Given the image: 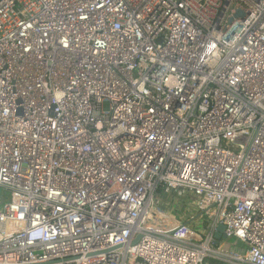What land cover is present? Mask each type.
Returning <instances> with one entry per match:
<instances>
[{
	"label": "built area",
	"instance_id": "built-area-1",
	"mask_svg": "<svg viewBox=\"0 0 264 264\" xmlns=\"http://www.w3.org/2000/svg\"><path fill=\"white\" fill-rule=\"evenodd\" d=\"M206 261L264 264V0H0V264Z\"/></svg>",
	"mask_w": 264,
	"mask_h": 264
},
{
	"label": "rangeland",
	"instance_id": "rangeland-1",
	"mask_svg": "<svg viewBox=\"0 0 264 264\" xmlns=\"http://www.w3.org/2000/svg\"><path fill=\"white\" fill-rule=\"evenodd\" d=\"M163 202L162 206L163 209L167 213H171L174 217L180 220L189 221L191 217H194V222L192 226L194 230L200 229L201 231L205 232L207 227V219L206 215L200 214L196 209V202L192 200L188 196H184L183 198H178L174 194L170 192L163 193L162 197ZM217 248L222 253H244L245 246L241 244L238 240L233 238L221 239ZM203 264H222L217 263L215 261H206Z\"/></svg>",
	"mask_w": 264,
	"mask_h": 264
},
{
	"label": "water",
	"instance_id": "water-1",
	"mask_svg": "<svg viewBox=\"0 0 264 264\" xmlns=\"http://www.w3.org/2000/svg\"><path fill=\"white\" fill-rule=\"evenodd\" d=\"M238 16H243L241 13H237L236 14V17ZM224 232V227L222 225H218L217 228H216V232L214 233V238H215V245L218 246L219 244V241L221 239H227L226 235L223 234Z\"/></svg>",
	"mask_w": 264,
	"mask_h": 264
},
{
	"label": "crops",
	"instance_id": "crops-1",
	"mask_svg": "<svg viewBox=\"0 0 264 264\" xmlns=\"http://www.w3.org/2000/svg\"><path fill=\"white\" fill-rule=\"evenodd\" d=\"M188 221V220H187Z\"/></svg>",
	"mask_w": 264,
	"mask_h": 264
}]
</instances>
